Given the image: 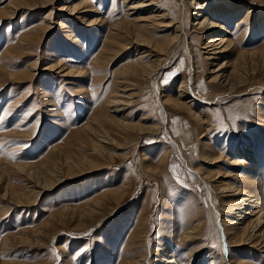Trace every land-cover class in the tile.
Returning <instances> with one entry per match:
<instances>
[{
    "label": "rangeland",
    "instance_id": "obj_1",
    "mask_svg": "<svg viewBox=\"0 0 264 264\" xmlns=\"http://www.w3.org/2000/svg\"><path fill=\"white\" fill-rule=\"evenodd\" d=\"M78 1L56 0L54 14L50 15L52 8L49 7L30 10L33 0H0V56L3 48L16 44L20 38L34 40L32 50L13 63L9 59V64L0 68V134L22 128L28 138V147L11 157L14 163L27 165V172L21 174L14 169H6L7 173L3 176L6 181L3 177L0 181V264H106L110 261L117 264L124 242L148 211L152 219L150 224L153 222L156 226L150 227L152 251L146 254L151 264H156L157 250L166 240H171L169 243L174 246L178 245L180 239L172 238L171 234L181 228L184 213L190 206L192 209L196 206L203 209L211 233L221 237L223 229L218 225L220 218L217 216V209L221 207L216 204H222L223 195L216 189L212 191L214 197L209 194L199 175L191 169L210 173V168L214 166L209 167L205 157L223 152L224 160L215 171L231 170L228 158L242 143L253 146L256 157L264 159V59L252 53L263 51L264 32L260 33L258 29L264 27V3H259L256 11L253 10L252 20L248 22V35L233 37L237 42L243 38L241 49L251 55L244 64L246 73L241 81L249 89L241 97L225 95L218 99L222 91L208 83L210 69L206 67L207 58L201 49L205 38L197 35L198 28L192 26L191 4H188L185 20V14L181 15V0H145L148 3L155 1L156 10L159 6L162 7L159 11L168 10L170 17L166 22L173 25L170 29L160 28L153 32L155 46L169 44L171 50L179 48L176 54L170 51L172 55L168 61L162 57L166 65L155 76V82L145 79L139 83L137 90H131L137 93L135 100L138 104L132 108L129 121L138 124L148 114L147 122L154 129L146 134L138 132V129L130 130L125 135L116 130L113 132L103 121L108 127L107 133L116 136L118 147L106 148L104 155L93 160L90 150L93 136L87 132V127L102 111L106 113L108 108L102 109L101 105L114 95L117 87L113 86V82L120 76L117 72L125 63L135 61L141 50L129 48L125 54L112 52V56L99 55L98 52L114 22L126 23L128 18L148 15L132 11L127 16V7L122 6L124 0H89L102 11L97 15L104 18L105 26L93 30L81 25L79 19L66 20L80 41L76 43L67 37L66 29L61 31L57 28L59 17L56 13L63 2L69 5L71 2L78 4ZM208 1L207 10L211 11L225 0ZM245 9L242 8L235 19L231 17L232 24L228 27L235 28L239 21L245 20ZM13 12H16L14 16L11 15ZM48 14L52 30L26 38ZM184 21H190L188 26L192 34L189 42L193 53L189 50L188 38L182 34ZM178 32L181 40L174 42ZM2 60L0 57V63ZM59 60L63 63V70L68 68L72 72L69 76L63 77V70H47L51 63ZM183 77H187L193 85L191 96L197 98L192 102L194 98L181 97L187 108L175 105ZM167 97L171 100L169 103H166ZM21 98L24 99L21 109L12 111L11 104ZM50 99L53 106L48 107ZM29 112L34 114L18 127L19 123L26 121V116H30ZM198 118L203 120L205 131L201 129ZM4 139L1 138L0 142ZM6 140L4 148L0 147V166L8 155L6 150L17 142L15 137H7ZM3 144L0 143V146ZM145 155L149 158L146 164L143 161ZM259 167L257 169L256 164L248 160L242 171L264 173V163ZM26 174L38 178L41 183H51L48 185L53 186V190L31 194L24 180ZM59 180L62 184L58 183ZM77 185L81 188L75 189ZM71 187L75 190L71 191ZM101 193L115 198L110 196V205L98 216L99 222H85L82 228L83 224L78 221L79 218L76 219L79 214L75 213L73 219L60 225L55 223V230L51 227L53 217L59 219L60 213L65 215V210L78 209L86 199L99 198ZM193 202H198V205ZM15 204L21 206L16 207ZM41 230L46 234L37 237ZM219 237L216 238L217 245L209 246L208 243L207 248L201 251L205 264H208L210 255L219 257L223 254L224 245L222 237ZM26 239L40 243L33 247L28 242H22ZM203 244L200 242L198 247ZM244 251L243 257L251 259L254 264H264V248L255 250L247 247ZM230 258L234 256L230 254Z\"/></svg>",
    "mask_w": 264,
    "mask_h": 264
},
{
    "label": "bare ground",
    "instance_id": "obj_2",
    "mask_svg": "<svg viewBox=\"0 0 264 264\" xmlns=\"http://www.w3.org/2000/svg\"><path fill=\"white\" fill-rule=\"evenodd\" d=\"M225 1H220L222 5L220 7L217 6L218 4L215 5L216 7L214 6V9L211 11L207 10L208 6L210 5V2L208 0L180 1V4H182V17L185 14L183 19H185L186 14L189 10L188 4H191L193 9L191 18H193L192 22L194 23V25L192 26L198 28L196 30L197 35L205 38L204 46L201 49L203 51L202 54L207 58L206 67L210 69L208 73V83H210L211 86L215 89L222 91L221 94H218V99L220 97H225V95H228L230 97H241V94L244 95L243 92H246L249 89L245 88V84H242L241 81L244 74L246 73V67L244 64L250 53L242 50L241 46L244 44L243 38L248 35V22L252 20V14L254 13V11H256L257 7L260 6L259 3H264V0ZM55 2L56 0H33L29 8L31 10V8L47 9L49 7L52 8L50 15H53L55 9L53 7L55 5ZM73 3L74 2H71V4L66 5V3L63 2V5L60 7V9H58V12L56 13V15L59 17L56 24L57 28H59L61 31H63V29H66L65 31L68 33L67 37L69 39H72L74 42L79 43L80 41L79 39H77V36H74L73 28L71 29L68 23H66V20L79 19L81 25L93 30L103 28V26H105V23L104 18L97 15L101 14L102 11L98 8V6L90 3L89 0H79L78 4ZM154 4L155 1H151L148 3L145 0H124L122 2V6L125 8L127 7V16H130L132 14L131 12L134 11L135 13H145L148 15V17L142 16L136 19L128 18L126 23L114 22L110 31L107 33L108 36L105 37L106 40L104 42V45L98 52L99 55L108 54L112 56V52H115V54L120 52L125 54V51H128L129 48H138L139 50H141L140 54L136 57L137 61L135 60L125 63L120 68L119 72H117V74L120 76L116 77L113 82V86L117 87L116 90H114V95L111 100L107 102L108 105L107 103L101 105L102 109L108 108V110H106V113H103L102 111L98 117H94L95 122H90V126L87 127L88 129L86 128L87 132L91 134V136H93L92 149H90L92 151L93 160H96L97 158L104 155L107 151L106 148L118 147L115 144L116 136L107 133L106 129H108V127L105 126L106 124L104 122H107L109 128L111 127L113 129V132L114 130H116L117 133H125V135L126 131L130 132V130L135 131L138 129V132L146 134L150 133L151 129H154L152 128V125L149 126V122H147V120H149L148 114H146L147 116L143 117L138 124H133L131 120L129 121L130 116H132V114L130 113L132 108L138 104V100H135L136 97L138 98V95L135 91L131 92V90H137V86H139V83H141V81L145 79H151L153 82H155V76L166 65V63H164V60L166 59V61H168V59L172 55V52L170 51L177 52L179 49H176L177 47H175L171 50V46L169 44L164 46L162 45L161 47L155 46V40L152 37L153 32H156L157 30L159 31L160 28L170 29L173 25H170V23L168 24V22H166V19L170 17V15L168 14V10L159 11L162 8L161 6H159L158 10H156V5ZM242 8H246L245 10H247V12H245V20L241 22L239 21L235 28L228 27L229 24H232L230 23L232 19L231 17L235 19ZM15 13L16 12H13L11 15L14 16ZM95 14L97 15L96 17L92 16ZM50 15L48 14L47 17H44L41 25L32 28V31H30L29 35H27L26 38H31L32 34H36L41 31H43L44 33L50 32L52 30V26L49 22L51 19ZM188 23H190V21ZM188 23H186V21L182 23L184 24L182 34L184 37L188 38L187 41L189 44V50L191 51V53H193L192 47L190 48L189 42L192 33L190 26H188ZM258 30L260 31V33L264 32V27L262 29L260 27ZM179 33L180 32L175 34V38H173L174 42H178L181 40V36H179ZM240 36H243V38L239 42L235 41V38H233H237ZM17 41L18 42L16 44L13 43L12 45L3 48L0 57H2L4 60L1 61L0 68L2 66L5 67L7 64H9V59L11 63H13L17 58H19V56L24 55L32 50V47L34 46V40L32 38L26 40L20 38ZM121 42H124V44H122ZM261 49L263 50L262 52L252 53L254 54V56L255 53H257L264 59V43L262 44ZM176 52L174 54H176ZM163 56L165 57V59L162 58ZM192 56L193 54L191 55V57ZM153 58L155 60H153ZM34 65H37V61L34 62ZM192 67L196 68L194 62L192 63ZM57 69H64L63 63L60 60L55 63H51L47 70L55 71ZM63 71L64 72L62 73L65 74L63 77L69 76V74L72 73L68 68ZM180 83L181 85L179 95L177 97L175 105H181L187 108V104L181 102V97H189L192 99L194 98L192 102H195L197 98L191 96V94H193L194 92V88L193 85L191 86V84L189 83L187 77H183ZM170 101L171 100L167 97L166 103H169ZM23 102L24 99H18L13 104H11L12 108H14L11 110L19 111V109H21L22 107L21 103ZM47 106H53L51 99L49 100V102H47ZM28 114H30V116H26V121L19 123L18 127L20 126V124H24L25 122H27V119L31 117L34 112H29ZM198 119L199 120L197 121L201 124V129L205 131L204 128L206 127L202 125L203 120L201 118ZM25 133L26 131L22 130V128H19L5 134H0V139L5 137V139L0 142L1 144H3L4 142L7 143V137H15L17 141L16 144L12 142V144L15 145L11 147L10 150H6L8 155L1 163L2 166L5 165L4 169H2V166H0V181L1 177H3L7 173L8 169H14L19 173L21 172V174L23 172H27V165L21 163L16 164L14 163V160L11 159V157L14 156L15 152H20L21 150H24L28 147V138L24 136ZM4 146L5 145L3 144L0 147L4 148ZM256 155L257 153L253 146H246L242 143V146L237 148L235 154L231 153V157L228 158L230 162H227L231 170L227 169L223 172L215 171V168H218L220 166V163H222V161L224 160L223 152H216L213 156L210 155V157L208 158L205 157L207 165L209 167L214 166L210 168V173H206L207 171L204 172L200 169H191L193 172L199 175V177L207 187L209 194L214 197L212 191L213 189H216L217 192L220 191V193L223 195V200L221 202L222 204L218 206L217 203L216 206L221 207L220 209H217V216L220 218L218 225L221 229H223L220 233V236L222 237V246L224 245V252L222 255L220 254L219 257L215 254L210 255L208 264H254L251 259L242 256L243 252H245L244 250H246L247 247H251V249L255 250H257L258 248H264V188H262L264 186V173H258V171L256 170H251L246 173L242 171L244 168V163L248 160L254 162L257 166V169L260 168L259 166L264 163V159L261 156L257 158ZM146 156L147 155H145V159L143 160L145 164L149 160V158H146ZM147 166L149 167V165ZM77 169L79 168H76V170ZM80 169L82 172V168ZM211 175L213 177L217 175L218 176L216 177V179H214ZM4 180L6 181L5 178ZM24 180L26 181L25 183L30 187L31 194H42L44 192L53 190L54 188L53 186H50L51 183H46L47 181L44 182L45 184L41 183V180L39 181L38 178L32 177L30 174H26ZM212 181L214 183H212ZM58 183L62 184V181L59 180ZM241 186L243 188H241ZM78 188H81V185H77L75 189ZM75 189L74 187H71V191ZM15 192L13 191V193ZM101 194L102 196L99 198L97 197L91 200L86 199L85 203L82 204L81 207H77L79 210L72 208L69 210H65V215L60 213L59 219H55L52 216L53 223L50 224L51 227L54 229L56 228L55 226L57 224L60 225L65 223V220L73 219L75 213H78L80 215H76V219L79 218L78 221L83 224L82 228H84L85 222L92 223L95 220L97 221V218L101 215V212L110 205V196L113 197L112 195L107 193ZM11 197L13 196L11 195ZM108 197L109 199L107 200ZM10 200L16 202L12 198H10ZM193 203L197 204L198 202ZM194 204L192 206H194ZM20 206V204L16 205V207ZM190 207H188L189 209L184 213V217L182 218L181 222V228L171 234L172 238L180 239L178 245L174 246L172 245V243H169V241L171 240H166L165 244H162V248L157 250L158 257L156 260V264H205V258L202 257L201 251L207 248L208 243L209 246L217 245L218 242L216 241V238L219 237V235H217L215 232L211 233V226L210 224L208 226V220L205 218L204 210L200 209L199 206H196L194 209ZM144 211L147 212V209H144ZM150 220L152 219L149 211L147 212V216L144 217L143 220H137L138 222L132 230L130 238H128V240L124 242L125 245L123 250L120 252L121 254L118 257V261L116 262L117 264H151L150 259H148V256H146V254H148L150 250L152 251V243L150 242L151 238L149 236L151 230L150 227L156 226L153 222L152 224H150ZM97 222H99V220ZM172 225H170L169 228H171ZM87 227H89V225ZM175 227L177 228V226ZM44 234L46 233L41 230L36 235L37 237H44ZM22 242H28V239ZM200 242H204V244L198 247V244H200ZM28 243H30L34 247L38 245L40 241ZM231 248L240 249L231 250ZM80 253H78L77 256H79ZM230 254L233 255L234 258H230ZM71 264L75 263L72 262ZM106 264H112V262L110 261Z\"/></svg>",
    "mask_w": 264,
    "mask_h": 264
}]
</instances>
